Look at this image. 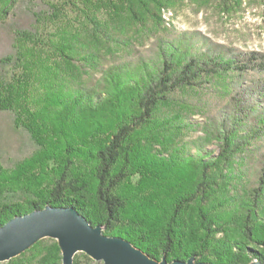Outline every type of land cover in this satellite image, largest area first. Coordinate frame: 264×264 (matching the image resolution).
I'll return each mask as SVG.
<instances>
[{
    "label": "trees",
    "instance_id": "16d2710c",
    "mask_svg": "<svg viewBox=\"0 0 264 264\" xmlns=\"http://www.w3.org/2000/svg\"><path fill=\"white\" fill-rule=\"evenodd\" d=\"M171 2L0 0V113L34 144L0 164V228L71 208L152 261L264 264V54L192 31L126 60L102 55ZM187 89L219 103L203 125L185 105L166 109ZM61 263L53 238L0 262Z\"/></svg>",
    "mask_w": 264,
    "mask_h": 264
},
{
    "label": "rangeland",
    "instance_id": "374dc122",
    "mask_svg": "<svg viewBox=\"0 0 264 264\" xmlns=\"http://www.w3.org/2000/svg\"><path fill=\"white\" fill-rule=\"evenodd\" d=\"M155 15L141 18L139 24H128L129 48H104L105 62L111 63L131 58L146 49L158 38H171L178 33L200 32L211 41L237 48L241 51H256L264 54V0H172L171 7L154 10ZM98 75L84 77L86 83ZM82 80V76H81ZM167 110L189 109L188 120L203 125L208 114L215 113L218 104L205 93L191 89L177 92ZM177 103V104H175ZM202 129L192 130L183 136L184 141L203 137ZM34 149L29 134L15 128L12 116L0 113V164L11 167L30 155ZM213 154L218 153L215 143L207 146ZM78 264H103L84 251L73 255Z\"/></svg>",
    "mask_w": 264,
    "mask_h": 264
},
{
    "label": "water",
    "instance_id": "95a60500",
    "mask_svg": "<svg viewBox=\"0 0 264 264\" xmlns=\"http://www.w3.org/2000/svg\"><path fill=\"white\" fill-rule=\"evenodd\" d=\"M43 238L57 241L62 254L61 264H72L73 255L78 251H84L103 264H202L192 260L152 261L123 240L105 236L101 227L92 228L73 209L52 207L13 218L0 228V262L17 257Z\"/></svg>",
    "mask_w": 264,
    "mask_h": 264
}]
</instances>
